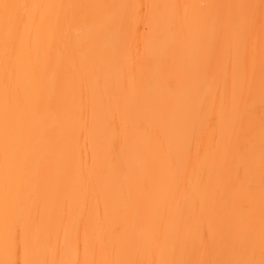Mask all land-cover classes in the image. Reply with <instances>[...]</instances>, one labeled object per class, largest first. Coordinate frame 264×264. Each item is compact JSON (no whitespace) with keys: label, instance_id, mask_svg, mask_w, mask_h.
<instances>
[{"label":"snow or ice","instance_id":"1","mask_svg":"<svg viewBox=\"0 0 264 264\" xmlns=\"http://www.w3.org/2000/svg\"><path fill=\"white\" fill-rule=\"evenodd\" d=\"M0 256L264 264V0H0Z\"/></svg>","mask_w":264,"mask_h":264},{"label":"bare ground","instance_id":"2","mask_svg":"<svg viewBox=\"0 0 264 264\" xmlns=\"http://www.w3.org/2000/svg\"><path fill=\"white\" fill-rule=\"evenodd\" d=\"M84 2H109V3H135L139 5H148V4H159L166 2H174V0H84ZM190 2H203V0H190ZM150 10L145 9L144 13L135 14V13H125L127 15V31L130 37V46L126 56V62H137V42H141V47L144 46V43H147L149 52L155 50L159 47V42L153 40V38L146 31L147 20L144 18L146 14H149ZM74 38H78L74 33ZM153 70L160 71L161 66L159 63L153 62ZM163 91V90H161ZM89 155H91L89 153ZM101 210L103 206L101 205ZM2 258V256H0ZM20 258L19 256L17 257Z\"/></svg>","mask_w":264,"mask_h":264}]
</instances>
